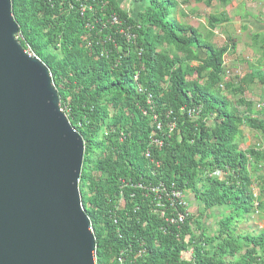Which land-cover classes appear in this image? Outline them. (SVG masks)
<instances>
[{
    "label": "trees",
    "instance_id": "trees-1",
    "mask_svg": "<svg viewBox=\"0 0 264 264\" xmlns=\"http://www.w3.org/2000/svg\"><path fill=\"white\" fill-rule=\"evenodd\" d=\"M195 1L209 8L233 2ZM133 2L143 6L137 16L122 0H12L20 43L49 68L61 107L85 141L80 188L97 239V264H117L123 253L126 264H263L264 233L237 235L236 219L264 213V179L255 183L252 175L264 167V149L243 150L238 142L245 125L264 142V118H254V103L245 99L248 86L264 87V68L251 64L245 77L225 82L226 56L237 46L233 39L222 47L212 40L231 22L226 12L211 15L204 33L187 22L184 5L192 0ZM113 16L120 27L111 23ZM252 41L264 54V35ZM152 137L164 141L152 148L160 168L145 155ZM219 171L224 175L216 176ZM160 181L195 196L204 210L191 206L181 229L167 226L142 190L132 187ZM221 207L217 228H205L208 212Z\"/></svg>",
    "mask_w": 264,
    "mask_h": 264
},
{
    "label": "water",
    "instance_id": "water-1",
    "mask_svg": "<svg viewBox=\"0 0 264 264\" xmlns=\"http://www.w3.org/2000/svg\"><path fill=\"white\" fill-rule=\"evenodd\" d=\"M19 32L12 0H0V264H97L85 141Z\"/></svg>",
    "mask_w": 264,
    "mask_h": 264
},
{
    "label": "rangeland",
    "instance_id": "rangeland-1",
    "mask_svg": "<svg viewBox=\"0 0 264 264\" xmlns=\"http://www.w3.org/2000/svg\"><path fill=\"white\" fill-rule=\"evenodd\" d=\"M122 1V7L130 10L136 16L137 13L142 10L143 6L135 4L133 0ZM184 8L190 13L187 22L195 28H199L204 33H207V20L211 15H221V13L226 12L230 17L231 22L224 24L216 30L212 42L216 46L222 47L226 44H231L228 43V39H233L235 41L234 44L237 47H233L232 44L231 50L226 56L228 71L231 72V80H234L237 77H245L249 74L251 64L264 68V54L260 53L253 47L252 41V36L254 34L261 33L264 35V0H233L228 7L222 6L219 2H216L212 8L207 7L204 3L199 4L195 0H192L191 4L188 6L184 5ZM222 90L226 96L236 104L237 109L243 116L248 115L247 106L237 104L239 101L238 97L233 93H228L226 87ZM245 99L247 102L254 103L253 109L255 114L252 113V116L254 118H264V87L259 84L248 86ZM242 129L243 137L239 138L238 141L241 149L247 150L254 146L260 147L258 145L259 143L261 144V147L264 148L263 141L258 132L252 130L248 125H245ZM217 209H221V212H223L224 208H216L208 212V214H212V217H203V219L205 218V228L207 227V229L212 230L218 224L219 219L214 221L217 215ZM255 215L257 218H261V213H255ZM246 217H249V214H241L236 221ZM236 230L237 235H248L246 226L242 228V232H240L242 234L238 233L237 227ZM251 233L252 235L258 234V231H253Z\"/></svg>",
    "mask_w": 264,
    "mask_h": 264
},
{
    "label": "built area",
    "instance_id": "built-area-1",
    "mask_svg": "<svg viewBox=\"0 0 264 264\" xmlns=\"http://www.w3.org/2000/svg\"><path fill=\"white\" fill-rule=\"evenodd\" d=\"M86 9V7H85ZM83 9V12H85ZM111 23L120 27L122 25L120 19L117 16L112 17ZM120 33L125 35L129 41L135 39V36L126 33L125 30H120ZM17 39H23L21 34L19 33ZM31 56L37 57L30 49L26 50ZM227 65V64H226ZM231 72H226L225 81L229 82L231 79ZM221 88L225 89V85L222 84ZM151 103V101L149 102ZM64 111V110H63ZM198 109H191V115H198ZM147 114V113H146ZM154 126L159 130H163V123L159 121L158 116L155 115L153 118ZM171 130H174L175 126L170 125ZM161 149L164 147V141L160 140L156 137H152L150 142V148L146 152V158L150 159L152 164H155L158 168H160L161 164L159 162H155L156 160L153 158L152 148ZM216 176H222L223 172L219 171L215 173ZM129 186V185H127ZM132 187L142 190L144 197L149 203L151 207V211L153 215L160 220L164 221V223L169 227H178L182 228L183 225L186 224V221L191 215V201L189 196H187L186 192L182 189L177 188L175 185H169L164 181L160 182H138L137 184H133ZM126 204L125 198L123 200L122 205ZM93 229V228H92ZM144 251H141L137 259L143 255ZM188 257L193 256V252L190 251ZM117 264H126L125 254L123 253L120 258H118Z\"/></svg>",
    "mask_w": 264,
    "mask_h": 264
},
{
    "label": "crops",
    "instance_id": "crops-1",
    "mask_svg": "<svg viewBox=\"0 0 264 264\" xmlns=\"http://www.w3.org/2000/svg\"><path fill=\"white\" fill-rule=\"evenodd\" d=\"M263 144H264V142H263ZM258 145L261 147L260 143ZM261 168L262 169L260 171H258V172H254L253 171L252 175H253V178L255 179V183H258V180L260 178L264 179V167H261ZM258 189H259V186L257 184H255L254 190L256 191V194H258V192H259ZM189 198H190V201H191V204H192V208H193L194 211L198 212L199 211L198 209H200V210L204 209L202 206L198 205V203H197V201L195 199V196L190 195ZM216 211H217V215H216V218H215L214 221H216L218 219H219V221H221L223 216H224V214H225V211H224V209H223V212H221V209H217ZM255 213H257V214L261 213V218H257ZM255 213L249 214V217H246V218H243V219H239V221L236 224V227L238 228V233L242 232V228H244V226L247 227V233L248 234H252L251 232H253V231H258V234H254V235H260V234L264 233V213L260 212V211H256ZM209 217H212L211 213L208 214L207 218H209ZM216 228H217V225H216L215 229ZM240 234H242V233H240Z\"/></svg>",
    "mask_w": 264,
    "mask_h": 264
},
{
    "label": "clouds",
    "instance_id": "clouds-1",
    "mask_svg": "<svg viewBox=\"0 0 264 264\" xmlns=\"http://www.w3.org/2000/svg\"><path fill=\"white\" fill-rule=\"evenodd\" d=\"M38 58V57H37ZM225 66H226V72H227V65H226V61H225ZM225 76H226V74H225ZM231 81V80H230ZM226 82V81H225ZM224 85H226V84H224ZM223 89V88H222Z\"/></svg>",
    "mask_w": 264,
    "mask_h": 264
}]
</instances>
